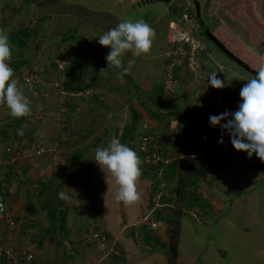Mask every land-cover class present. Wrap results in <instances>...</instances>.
<instances>
[{"label": "rangeland", "instance_id": "rangeland-1", "mask_svg": "<svg viewBox=\"0 0 264 264\" xmlns=\"http://www.w3.org/2000/svg\"><path fill=\"white\" fill-rule=\"evenodd\" d=\"M203 2L200 0L199 5L201 6ZM222 3L223 1L220 0L219 4ZM186 4L189 6L192 5V2L190 0H172L168 7L162 2L138 10L132 7L131 0H124L123 4L115 2V0H0V27L8 31L9 37L13 34L21 37L19 32L25 29L33 30L35 36L34 41L29 40L28 45L21 50L13 47V55L22 52L24 62H26L14 78L20 85L25 86L24 84L27 83L28 91L24 90V92L31 101L32 115L19 121V119L11 117L5 106H0V192L7 195L10 200L18 196L16 200H20L19 204L23 203L25 206L27 216L24 215L23 233L26 234L28 245H32L36 250L40 248L38 242L40 234L46 226L43 217L46 216L47 207L54 211L57 209L56 207H64L70 213H75V211L85 213L87 208H90L91 215L95 216L92 211L96 209L93 205H97L95 201L93 204L88 200L79 205L73 203L68 208L60 204L62 199L58 197L62 191V185L64 186L68 182L66 180L70 177L69 172L74 169L70 163L73 160L76 161L80 152L83 155H80L79 159L86 158V160L83 161V167L75 169V176L78 175V178L74 179L76 180L75 184H83L85 190L86 188L92 190L91 186L93 183L97 184L96 181H100V177L105 179V174L94 161L95 150L98 147H107L112 138L121 141L122 132L129 128L130 124H136L131 131L132 136L137 140L146 132L152 138L155 136L153 132H158V128L155 131L152 128L151 131L148 124L152 123L150 121L155 114L152 110V102L158 103L156 94L159 92L162 97L168 95L161 85L166 60L163 51L164 61L159 56L154 58L152 53L160 48L166 37V23L168 22H166L164 14L168 11L169 15L174 16L176 9L182 12ZM246 8L250 23L243 10L238 9L239 20L229 21L227 15L223 13V20L217 17L211 18V21L208 22V29L211 35L225 44L229 51L231 50V55L233 52L238 60L245 62V67H248L249 70L254 68L253 71L257 72V69L260 70L261 67H264L261 63L263 60L260 58L261 56L248 53L243 47L247 44L241 46L235 42L241 39L240 36L247 37L249 33H254L251 31L255 26L251 20L252 5H247ZM200 12L204 16L202 22L207 25L208 19L205 17V11L200 9ZM129 18L133 21L143 19L155 29L157 35L150 53L139 57L133 56L131 52L126 53L122 57L123 66H130V71L122 77L118 74L120 70L114 67L107 73H100L102 69L107 70L106 56L111 49L101 46L98 38ZM200 24L196 26L200 27L202 25ZM262 24L264 29V15H262ZM255 34L252 36L259 40L255 41L258 46L250 47L263 53L264 49L260 50L259 46H263L264 33L255 31ZM70 36L74 39L64 41ZM224 38L229 39L225 42ZM205 40L208 44L211 43L209 39L205 38ZM10 41H12L11 38ZM231 41L236 44L233 48L229 47L233 45ZM87 44L91 50L84 62L86 75L80 81L82 89L78 92L70 91L63 85L65 76L59 71L69 63V56L77 47L85 48ZM204 55L208 56L206 53ZM55 63L57 67L49 72V69L53 68L52 65H56ZM201 64L198 63L195 66L198 68H195L193 73L185 70L187 64L184 62H180V66H176L181 67L177 70L179 81L177 89L171 93L170 98L172 103L174 102L172 105L183 116L188 113L187 109L190 104L195 103L197 99H191L190 89L185 87L184 80L180 81L185 77L183 74L186 71L190 72L192 78L196 80L200 78ZM232 64L234 67H239V65ZM156 70H159L157 75ZM186 78L190 79V77ZM182 89L186 91L185 95L182 94ZM111 98L112 101H110ZM68 100H71V103L76 106V111L73 112V106ZM55 101L58 104L55 106L56 109H54ZM175 102H180L181 105ZM123 103L126 104L125 107ZM222 108V106L219 108L220 113H223ZM112 109H115L114 112ZM107 110L109 111L107 112ZM135 118H137V123ZM183 120L185 121L184 125L177 126L178 130L175 132L177 137H174L173 134L169 139L163 138L164 143L159 141L161 144L158 139L155 140V144L163 155L166 150L171 152L174 149L175 152L178 151L181 154L187 149L188 135L185 133L190 128L189 126L197 121ZM17 122L20 126L17 125L16 130L25 126L24 134L20 135L18 139L14 137L15 130L13 128ZM200 125H206V123L201 122ZM7 129L8 132L5 134ZM220 132L221 136L223 135V144L219 143L221 137L218 139H214V135L203 137V130L197 131L196 134L201 135H196L190 141L189 153L195 145L198 146L205 142L206 146L204 149L199 147V151L195 154L192 151L193 153L188 156L181 154L182 157L177 158L183 159L187 164L175 172L176 177L173 180H167L168 177H165L164 173L165 169L171 170V167L167 168L166 165L175 162L171 161L172 156L164 157L162 166L166 167H162L157 173H152L149 176L142 174L138 181V190L142 197L140 202L136 203V206H133L135 204L128 205L125 213L122 202L114 207L117 208L115 212H117L118 220L124 217L125 221L127 218L132 220L138 216L140 220L137 225H140L137 226L138 228L121 231L120 237L118 231L112 230L113 233L110 232L112 236H109L106 231L102 230L114 241L108 245H104L100 241L93 243V245L101 246L100 250L97 249L96 252L99 253L98 257L101 258L102 264H107V261L109 264H126L125 259L121 257L118 243L115 244V242L121 239L119 243H123L124 235L130 237L134 235L135 238L136 233L139 237L137 239L142 240L145 234L142 231L144 228L154 233L152 236L163 241L164 244H168L172 238L170 230L174 231V235H178L177 264H264V162L258 159L255 154L249 158L247 153L238 152L233 147L229 149L228 144H232L230 136L227 132H222V130ZM165 145L166 149H164ZM201 145L203 146V144ZM224 146L228 147L223 148ZM208 154L210 155L206 156ZM45 160L48 163L41 167ZM202 175H204L203 178ZM108 179L112 180L110 177ZM61 182L63 184L60 185ZM58 185L60 186L58 187ZM152 185L156 187L154 188L156 197L153 199L150 198L153 191ZM114 187L116 191L115 183ZM96 190L97 188H95ZM176 191L177 194H181L177 200L175 199ZM32 197L34 198L30 202ZM56 197L58 198L55 200ZM189 197L198 199L199 204L187 206L190 202ZM162 198L163 200H161ZM182 198L188 199L187 202L181 201ZM46 202L48 203L46 204ZM64 203L68 202L64 201ZM140 203L141 206H139ZM205 207L209 210L207 216L203 213ZM10 209L12 211L11 207ZM156 210L160 212L156 214V217L158 216L160 219H155ZM29 212L32 213L29 214ZM173 213L174 215H172ZM200 215L203 217L200 218ZM168 216L170 218H167ZM13 217L17 219L16 214ZM165 218L169 220H165ZM157 220H160L161 223L157 224ZM10 221L13 223L12 219ZM156 227H159L158 230ZM49 229L51 228L49 227ZM16 230L17 227L14 231ZM208 233L210 235L207 237ZM89 235L86 237L91 238ZM46 236L44 240L41 239L44 244L47 239L50 242L53 240ZM79 239L78 233L72 239L73 244L78 247H80ZM16 240L9 237L2 247L5 250V255L14 253L21 258L25 253H28V249L27 246L18 244ZM88 243L91 242L88 241ZM143 243L147 246L144 241ZM57 250L55 247V253L52 257L50 256L51 260L57 258L59 253ZM32 254L31 264H49L51 261L47 257H42L39 258V263H36L38 258L34 252ZM114 257L121 258L116 260ZM96 260L98 259L93 258L92 261L84 264H95ZM1 261L2 264L7 263V260L2 259ZM25 263L27 264V260ZM76 263L74 261L69 264ZM159 263L168 264V260L162 256ZM140 264H145V262L141 261Z\"/></svg>", "mask_w": 264, "mask_h": 264}, {"label": "crops", "instance_id": "crops-1", "mask_svg": "<svg viewBox=\"0 0 264 264\" xmlns=\"http://www.w3.org/2000/svg\"><path fill=\"white\" fill-rule=\"evenodd\" d=\"M200 0H198L199 2ZM202 1V0H201ZM203 4L200 6V9L205 11V17L206 19H208L207 21V25H205L202 20L204 18V16L202 15V11L200 12V20L196 19V25L200 24V27L196 28L199 30L200 28L203 31H209V25L208 22L211 21L212 17H217L220 20H223L222 14L225 13V15H227V18L229 19V21H235L236 19L239 20L238 14H237V10L238 9H242L243 13L247 15L248 18V22L250 23V17L247 11H245V8L247 7V5H252V16H251V20L252 22H254L253 25L254 28H252L251 31H253L254 33L250 34L245 37V36H240L241 39H238V41H235L237 44L243 46L246 49V51L248 53H251L252 55L256 54L255 52L250 51L251 49H254L250 46L253 45H257V43H255V41H259L257 38L253 37L252 35H256L255 31L259 32V33H264V29H263V24H262V15H264V0H246L245 2H243L242 0H222L223 3L219 4L220 0H203ZM218 1V4H217ZM115 2H119L120 4L124 3V0H115ZM130 4V1H128ZM135 2V0H131V3L133 4ZM172 0H167L164 1L163 3L166 5V7H168L171 4ZM243 2V3H242ZM162 3V2H161ZM158 4V3H156ZM155 5V4H154ZM188 4H186L184 6V9L187 8ZM191 6V5H189ZM193 6V5H192ZM138 10L142 9L143 7H136ZM247 9V8H246ZM183 9L182 12H179L176 9V13H174V16L169 15L168 11L167 13H165V17H166V25H167V32H166V37L163 40L162 44L160 45V48H158L154 53H152L153 57H157L159 56L160 59H163V55H162V51H163V47L165 46L167 37H168V32H169V22L171 23L173 22H181V15L183 13ZM196 14V13H195ZM183 24V23H182ZM184 25V24H183ZM185 26V25H184ZM211 34V33H210ZM213 36V35H212ZM214 37V36H213ZM245 37V38H242ZM217 40V38H215ZM227 39L229 38H224V41L226 42ZM245 42H243L242 41ZM206 41V40H205ZM218 41V40H217ZM221 45L224 46L225 49H227L226 45L221 43L220 41H218ZM232 42V41H231ZM235 42H232L233 45H230V48H233L236 46ZM207 46L209 47V54L208 56L204 55L203 57V66H201L200 69V78H198L197 80L192 78L191 75L188 72H183L185 75V77L183 79H181L180 82H182L183 80L185 81L184 84L186 85L185 87H188L189 93L191 94V99L196 100L195 103L190 104V107L187 109L188 113L183 116V114L177 113L179 115H181L182 117H176V115L174 116H170L169 112L171 109V98L169 96L168 99H166L165 104L161 103L158 107V105L156 106V102H152V107H153V111L157 112L152 116V120L148 125L150 130L155 131V129L158 128V132H153V134L156 136L155 139H158V142L161 141L162 143L164 139H169L171 137V135L174 134V137H177V134H175V132L178 130L177 126L180 124V126H183L185 121L183 119H186V121H191V120H195L197 122H195L194 124L192 123L189 127V129H187L185 135H188V145H187V149H185L183 152H181L182 155H190L195 154L197 151H199V147H203V149L205 148V142L201 143L203 144V146L198 145V146H194V149L189 153V148L191 147L190 141L193 140V138L196 135H201V134H196L197 131L203 130L202 136L204 137L205 135H214V139H218L219 137H221V128L220 127H212L210 125L209 122V117L211 115H219L221 114L219 111V108H221V106L223 107V113L225 111H229V112H235L238 110V105L242 102L240 99V90L243 87V84L245 82H247L248 79H251L253 77V75H251L249 72H247L246 69H244L243 67L240 68L239 67H234V65L232 64L233 62L230 60V58L228 57V55H226L224 52L221 53L219 51V49L216 48V46L213 43L208 44V42L206 41ZM263 46H259L260 50L264 49V42H262ZM78 48V47H77ZM229 51V49H227ZM241 50V49H240ZM227 51V52H228ZM231 51V50H230ZM229 51V53H230ZM260 54H264V52H259L256 51ZM232 54L237 57L233 52ZM126 55V54H125ZM260 57V56H259ZM239 58V57H238ZM261 58V57H260ZM245 63V62H244ZM262 65H264V59L262 60ZM235 64V63H234ZM237 65V64H236ZM254 70V68H252ZM246 70V71H245ZM159 70H156V75L158 73ZM256 71H259L258 69ZM153 73V72H152ZM215 73L217 74V79L223 81L225 83V87L222 89H215L213 87H211L210 84H208V79L210 74ZM233 73L238 74V76L241 79H236V78H230L229 81L227 82V77H231ZM186 77H190V79H187ZM183 84V85H184ZM185 90L182 89V94L185 95ZM54 93V92H53ZM65 93V92H64ZM129 93V92H128ZM176 94V93H175ZM221 95V96H220ZM224 95V96H223ZM223 98L219 101L220 97ZM161 98H164L160 95ZM225 98V100H224ZM60 100V99H59ZM110 101H112V98L110 99ZM121 101V99H120ZM123 102V101H121ZM127 102V101H126ZM219 102V103H218ZM176 104H180V102H175ZM56 104L57 101H55L54 103V109H56ZM171 105V106H170ZM123 106L125 107L126 104L123 103ZM113 112L115 109H112ZM111 110V111H112ZM125 110V109H123ZM128 110V108H127ZM109 110H107L108 112ZM219 111V112H218ZM112 112V113H113ZM178 112V111H177ZM111 113V114H112ZM110 114V115H111ZM159 117V119L156 120V118ZM193 118V119H192ZM163 120H165V122H163ZM180 121V122H179ZM201 122H205L206 125H200ZM222 123H225L224 121H222ZM145 125V124H143ZM142 125V126H143ZM146 128V127H145ZM183 128V127H182ZM203 128V129H202ZM184 129V128H183ZM182 129V130H183ZM185 130V129H184ZM148 133V132H146ZM149 134V133H148ZM161 136L162 138L160 139ZM164 138V139H163ZM163 139V140H162ZM231 139V137H230ZM209 140V139H208ZM205 140V141H208ZM161 142H159L161 144ZM228 144V143H227ZM229 149L232 148V144H228ZM228 146H224L223 148H227ZM164 149H166V145L164 147ZM202 149V148H201ZM207 149V148H206ZM209 151V150H208ZM172 152V153H171ZM171 152H167L164 151V157H168V156H172L173 158L171 159V161H176L179 160L177 159L178 157H182L181 154H179V152H175L174 149ZM210 154L206 155L209 156ZM188 162V161H187ZM48 162L45 160L42 164L41 167L43 165H46ZM99 177V176H98ZM78 178V175L75 176L73 178L72 181L74 182H67L66 180V184H64V186L62 185L63 188H61L62 190L65 189V186L67 188L70 189H75L76 192L78 193L77 199L73 198L71 200H68L67 204L64 203V201L62 200L60 204H62L63 206H67L68 208H70L69 206H72L73 203L79 205L82 202H86L87 200L92 204L94 203L93 201H95L97 203V205L93 204L94 207L96 209H93L92 211L94 212V215H91L92 213H90V208H87V212H71L69 210H67L66 208L62 209V208H58L59 211L56 212L55 215V225L54 228L52 227V223L53 221H51L50 217L48 216V209L46 210V216L43 217V219L45 220L46 226H48L47 228L44 227V229L42 230L41 234H40V239L38 242V246L40 247L38 250H36V248H33L32 245H28V239L25 236L26 234L23 233V221L25 220V214L27 216V210L25 208V206L23 205V203L19 204L20 200H16L18 198V196L14 199H8L7 195L5 196L2 192H0V197L4 198L7 201L9 210L11 211L10 207L12 208L11 211V215L13 214V216L16 214V218L18 220V228L16 231H14L10 237L14 238L16 240V242L20 245H25L27 246V249H29L32 252L35 253L36 257L38 258L36 263H39V258H49V260H51L52 255L55 253V247L58 249L57 251L59 252L57 255V258L55 260H51L49 262V264H62V263H71L76 261L77 263L80 262V264H84V263H89L90 261L93 260V258H97L98 260L95 261V264H102V260L101 258H99L98 256L99 253H97V249L100 250V245H93L92 244H85L83 243V241H80V247H78L76 244H73L72 239H74L75 234L78 233V236H80L81 234L83 235L84 233L87 232V230H91V228L96 229L95 231H98L99 233H103L105 234L102 230L106 231L108 233L109 236H112L111 233H113L112 230L118 231L120 232L119 237L122 235L121 231L124 230H128L129 228H138L139 225H137L138 220H140V217H136L132 220H130L131 218H127V220L125 221V217L121 218L120 220H118V216H117V212H115V210L117 208L116 207L120 202L116 201L114 198L115 195V187H114V181L112 182V180L108 179V181H105V179H102L100 177V181H96L97 184L93 183V186H91L92 190H88L86 188V190L83 187V184L81 185L79 183V185H76V179ZM63 184L62 182L60 183V185ZM95 188H97V190L95 191ZM34 197L30 198V202ZM14 202V203H13ZM63 202V203H62ZM13 204V206H12ZM46 205V204H45ZM133 205V204H132ZM129 205V206H132ZM137 204L133 205L136 206ZM142 204L140 203L139 206H141ZM91 206V205H90ZM124 213L127 212V208L129 207L128 204H124ZM31 207V206H29ZM89 207V206H88ZM89 209V210H88ZM60 210H63L65 213V217H66V221H63L60 218ZM32 212H29V214H31ZM121 214V213H118ZM116 216V217H115ZM127 217H129V215H127ZM16 219V220H17ZM92 219V220H89ZM28 221V218H27ZM112 222V224H111ZM123 223V224H121ZM138 226V227H137ZM49 227L51 229H49ZM49 229V230H48ZM48 230V233L46 232ZM4 231V225H2L0 223V232ZM112 231V232H111ZM17 232V233H16ZM27 232V231H25ZM111 232V233H110ZM117 232V233H118ZM68 233V235H66ZM47 235V236H46ZM17 236V238H16ZM47 238H52L53 240L47 239V241L44 242L41 241V239L44 240V237ZM125 238L123 239V243H119L121 239H119L118 242H115V244L118 243L117 246H119L120 249V253H121V257H123L125 259V263L126 264H140L141 261L145 262V264H160L159 262L161 261V257L163 256L161 253H155V252H149L148 250H150V248L148 246L143 245V241L138 237V234H135V238L134 235L130 236H126L124 235ZM123 236V237H124ZM114 237V236H113ZM69 238H71V240H69ZM110 238V237H109ZM128 238V239H126ZM62 240V242H61ZM80 240V239H79ZM116 240V238H115ZM113 241L110 238V242ZM42 242V243H41ZM114 242V241H113ZM73 248V249H72ZM149 253V254H146ZM49 255V257H48ZM51 256V257H50ZM148 256V257H145ZM119 257V258H121ZM164 257V256H163ZM118 257H114V259L118 260ZM165 258V257H164ZM3 262L1 261L0 264H2ZM76 263V264H77ZM35 264V263H34ZM107 264H109V262L107 261Z\"/></svg>", "mask_w": 264, "mask_h": 264}, {"label": "clouds", "instance_id": "clouds-1", "mask_svg": "<svg viewBox=\"0 0 264 264\" xmlns=\"http://www.w3.org/2000/svg\"><path fill=\"white\" fill-rule=\"evenodd\" d=\"M188 7H191L192 13L195 14L194 7L192 5ZM156 35L155 29L143 19L133 21L130 18L105 32L98 38V41L101 46L108 47L111 51L106 56L107 70L102 69L100 73H107L114 67L120 70L118 74L121 77L128 74L130 66H123L122 57L128 52L136 57L149 54ZM250 51L255 52L264 59V54L256 52L255 49ZM12 54L13 46L8 31L0 27V106H5L12 118L22 119L32 115L31 101L25 95L23 85H20L18 80L14 78L15 73L10 66ZM256 73L257 75L248 79L240 90L242 102L238 105V110L234 113L225 111L219 115H211L209 122L212 127H220L222 132L228 133L231 137L232 146L236 151L247 153L249 158L255 154L258 159L264 162V67H261ZM230 78L241 79L236 73H233L231 77H227V82ZM208 84L215 89H222L226 86L223 81L217 79L215 73L210 74ZM222 121L225 123H222ZM24 127L22 126L17 130L18 135L22 136L24 134ZM219 143L223 144V135ZM160 153L162 162L158 163L157 167L159 169L169 164L162 166L164 156L161 151ZM94 161L105 174L106 181L109 177L114 181L117 187L114 195L116 201L128 205L140 202L142 197L141 192L138 190V181L142 175V161L132 148L123 144L119 139L112 138L107 147H98L95 150ZM58 195L60 199L68 201L73 198L77 199L78 193L75 189L65 186V189ZM0 202V213L4 212L0 215V223L4 225V231L0 232V239L7 240L15 228H18V221L11 215L7 201L0 197ZM11 219L13 220V226H10L7 222ZM156 222H160V220ZM158 228L156 229L158 230ZM94 233L99 232H94V228H91L90 231L87 230L83 234L84 237H78L80 241L87 244L90 238L86 236L90 234L91 237ZM150 233L154 235L151 231ZM27 254L32 256L31 261H33V254L29 249ZM13 256L12 259L7 258L5 254L0 255V261L2 259L7 260L6 264H24L26 262L24 258H20L14 253ZM31 261L27 264H31Z\"/></svg>", "mask_w": 264, "mask_h": 264}, {"label": "trees", "instance_id": "trees-1", "mask_svg": "<svg viewBox=\"0 0 264 264\" xmlns=\"http://www.w3.org/2000/svg\"><path fill=\"white\" fill-rule=\"evenodd\" d=\"M199 31H200V34L203 36V40H205V38L208 40V38L206 37V32H204L201 28L199 29ZM19 34H20V36L21 37H18L17 35H12V36H10V38L12 39V41H11V44H12V46L14 47L15 46V48L17 49V48H20V50H21V48H23V47H26L27 45H28V41L29 40H33L34 38H35V36H34V33H33V30H30V29H25L24 31H20L19 32ZM72 39H74V38H72L71 36L70 37H68V38H66V39H64V41H70V40H72ZM77 40H79L78 38H77ZM34 41V40H33ZM210 41V40H209ZM206 42V41H205ZM217 48V47H216ZM217 49H219V48H217ZM91 50V48L88 46V44H87V46H85V48L83 47H81V46H79V48H76L75 49V51L71 54V56H69V63L67 64V65H65L64 66V69L63 70H61V71H59V73L60 74H63L65 77H63L64 79V82H63V85L68 89V90H70V91H74V92H78V91H80L82 88V85L80 84V81L81 80H83V77L86 75V65H85V60H87L86 58H87V54H89L90 51ZM219 51H220V49H219ZM221 53H223L222 51H220ZM13 53H14V51H13ZM12 60L10 61V65H11V67L13 68V70H14V73L16 74V73H18L20 70H21V66H25V64H26V62H24V55H23V53L22 52H19L17 55H13L12 54ZM231 60V59H230ZM232 61V60H231ZM233 62V61H232ZM201 63H203V58H202V62ZM233 63H235V62H233ZM56 64V63H55ZM236 64V63H235ZM238 65V64H237ZM53 66V68L52 69H49V72H51V70H55V68L57 67V64L56 65H52ZM201 66H203V64H201ZM179 69V67H175V71H173V76H174V78L176 79V81H179V79H178V70ZM53 72H55V71H53ZM248 72V71H247ZM55 74V73H54ZM56 74H58L57 72H56ZM24 83H26L25 81H23ZM25 86H23L25 89V92H26V90L28 91V86H27V83L26 84H24ZM57 93H59V90H57ZM170 95H172V94H168L167 96H165L164 98H161L160 97V93L158 92V94H156V101L157 102H161V103H164L165 104V101H166V99H168L169 98V96ZM26 96H27V94H26ZM69 101V103H70V105L71 106H73V112L74 111H76L75 109H76V106L75 105H73V103H71V100H68ZM161 103H155L156 104V106L158 105V107H159V105L161 104ZM56 105H58V104H56ZM154 105V104H153ZM172 105V104H171ZM170 105V106H171ZM171 110L170 111H168L169 112V115L170 116H174V115H176V117H179V118H181L182 116L181 115H179V114H177L178 112H177V110H176V108H175V106L174 105H172L171 106V108H170ZM155 112V111H154ZM158 112V111H157ZM157 112H155V113H157ZM137 118H135V122L137 123V120H136ZM19 121H21L20 119H19ZM133 121V120H132ZM133 123H134V121H133ZM17 125H19L20 126V124H19V122H17L15 125H13V128H14V130H15V135H14V137L16 138V139H18L19 138V136L20 135H18L17 134V130L15 129L16 127H17ZM136 126V124H133V125H131L130 124V126H129V128H126L123 132H122V134H121V142L123 143V144H125V145H127L128 147H130V148H132L137 154H138V156H139V158L141 159V161H142V164H141V170H142V174L143 175H147V176H149V175H151L152 173H155L156 171V169L158 168L159 169V167H157L158 165H156V166H152V165H148L146 162H145V157H146V154L145 153H143L141 150H140V147H141V143L139 142V140H137L136 138H134L133 136H132V128L133 127H135ZM6 128H8V127H6ZM8 132V129H7V131L5 130V134ZM13 134V133H12ZM7 136V135H6ZM8 138V136L6 137V139ZM14 138V139H15ZM80 155L82 156L83 154H82V152H80ZM80 155H78V160H77V158H76V161L75 160H73L72 161V163H70V165H73V167H74V169H73V171H71V172H69L70 174V177L68 178V182H72V180H73V178H74V176H75V169L76 168H80V167H83L84 165V162H85V160H86V158H81V159H79L80 158ZM84 161V162H83ZM186 162V161H185ZM185 162L183 161V159H179V160H177V161H175V162H173V163H170V164H168L167 165V168H170L171 167V170L169 169H165L164 170V173H165V177H168L167 178V180H173L174 179V177H176V175H175V172H178L177 170L179 169V168H182L183 167V165H186L185 164ZM83 169V168H82ZM81 169V170H82ZM142 176V175H141ZM203 176L204 175H202L201 177L203 178ZM17 181V180H16ZM60 185H58V187H59ZM154 188H156V187H154L153 185H152V193L150 194V198L151 199H153V198H155L156 196H155V191H156V189H154ZM178 191H180V190H178ZM179 193V192H178ZM181 193H183V192H181ZM177 194V191L175 192V195ZM181 194L179 193V194H177L176 196H175V199L177 200V199H179V196H180ZM59 197V196H58ZM58 197H56L55 198V200L58 198ZM164 198V197H163ZM163 198L161 199V200H163ZM174 199V198H173ZM173 199H170V200H173ZM189 199H190V202L187 204V206H190V205H195V204H199V201H198V199L196 200L194 197H189ZM186 200H188V199H186V198H182L181 199V201H183V202H187ZM54 201V200H53ZM52 201V202H53ZM164 201H165V199H164ZM168 201V200H167ZM195 201V202H194ZM48 202H46V204H47ZM150 203H152L151 202V200H150ZM160 204V203H159ZM159 206V205H158ZM57 209L54 211V210H51L50 209V207L48 208L47 207V209H48V216L50 217V219H51V221H53V223H52V227L54 228V225H55V215H56V212L57 211H59L58 210V208L59 207H56ZM160 208V207H159ZM207 212H209V210L205 207V208H203V213H204V215L205 216H207L206 214H207ZM160 212H159V210L157 211L156 210V213H155V217H156V214H159ZM178 214V213H177ZM172 215H174V213L172 214ZM171 214H170V216H172ZM170 216H168L167 218H170ZM201 216L202 215H200V218H201ZM203 217V216H202ZM60 218L62 219V220H66V217H65V213H64V211L63 210H60ZM167 218H165V220L167 219ZM155 219H160L158 216L155 218ZM167 220H169V219H167ZM218 221V220H217ZM215 223H217V222H215ZM96 229H94V232H97V231H95ZM142 231H144L145 232V234H144V237L142 238V241H144L146 244H147V246L150 248V251L151 252H155V253H161L164 257H165V259H167L168 260V264H177L176 263V257H177V255H178V251H177V249H178V235L176 236V235H174V231L173 230H170L169 231V233H170V235H171V237L172 238H170V240H169V242H168V244L166 243V244H164L163 242H161L159 239H157L155 236H152V234L150 233V231H147L145 228L144 229H142ZM141 234V233H140ZM151 234V235H150ZM105 236H106V238H107V241H108V235H106V234H104ZM208 235H210L209 233L206 235L207 237H208ZM85 235H80V237L82 238V237H84ZM175 240V241H174ZM110 241V240H109ZM61 242H62V240H61ZM87 244H89V243H87Z\"/></svg>", "mask_w": 264, "mask_h": 264}, {"label": "built area", "instance_id": "built-area-1", "mask_svg": "<svg viewBox=\"0 0 264 264\" xmlns=\"http://www.w3.org/2000/svg\"><path fill=\"white\" fill-rule=\"evenodd\" d=\"M188 9L189 8L184 9L180 17L182 23L185 26L181 22L176 23L172 21L170 23L168 37L163 49V54L166 60V68L161 85L162 87H164L165 91L168 92V94H171L177 88L178 81H176L173 76L175 67L180 66V62H184L185 64H187L185 70L193 73V71H195V68H198L195 66L198 63L201 64L202 62V59H200V57L205 53L208 54L209 52L205 40H203L200 31L195 26L196 16L194 13L188 11ZM180 68L181 67H179V69ZM155 140V137L152 138L148 133H144L139 137V142L141 143L140 150L146 154L145 162L148 165L152 166H156L158 165V163L162 162V156L159 148L155 144ZM160 170L161 169H156L155 173ZM3 213H0V215ZM7 222L10 226H13V223L10 220H7ZM153 223L156 224V222ZM159 223L160 222H157V224ZM89 241H100L101 243H104V245H107L109 242L107 241V238L103 233H94ZM3 243H5V240L0 239V255L6 254L5 250L2 247L4 245ZM6 256L7 258H14L13 253ZM23 256L21 257L27 260V262L31 261L32 259V256L30 254L25 253Z\"/></svg>", "mask_w": 264, "mask_h": 264}, {"label": "water", "instance_id": "water-1", "mask_svg": "<svg viewBox=\"0 0 264 264\" xmlns=\"http://www.w3.org/2000/svg\"><path fill=\"white\" fill-rule=\"evenodd\" d=\"M167 0H136L133 4L132 7L136 8V7H145L148 5H152L155 3H161ZM192 2V5L195 9V13H196V17L198 20H200V5L198 0H190ZM188 11L192 12V8L188 7ZM206 32V37L210 40L211 43H213L217 48H219L222 52H224L226 55H228V57L234 61L236 64H238L239 66L243 67L244 69H246L247 71H249L251 74H253L254 76L257 75V73L253 70H249L248 67H245L244 63L240 60H238L236 57H234L233 55H231L229 52H227V50L224 48L223 45H221L216 39L215 37H213L208 31H204Z\"/></svg>", "mask_w": 264, "mask_h": 264}]
</instances>
